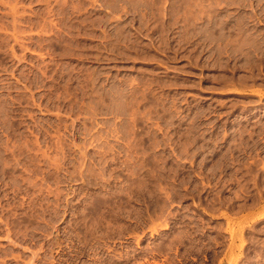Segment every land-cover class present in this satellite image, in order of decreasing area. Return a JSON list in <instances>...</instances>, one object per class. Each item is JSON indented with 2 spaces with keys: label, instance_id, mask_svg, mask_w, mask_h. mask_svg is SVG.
Instances as JSON below:
<instances>
[{
  "label": "rangeland",
  "instance_id": "rangeland-1",
  "mask_svg": "<svg viewBox=\"0 0 264 264\" xmlns=\"http://www.w3.org/2000/svg\"><path fill=\"white\" fill-rule=\"evenodd\" d=\"M0 264H264V0H0Z\"/></svg>",
  "mask_w": 264,
  "mask_h": 264
}]
</instances>
